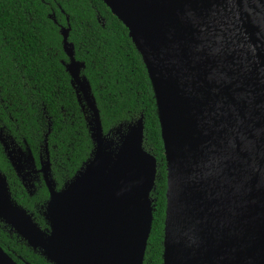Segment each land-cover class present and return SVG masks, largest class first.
<instances>
[{
  "label": "water",
  "instance_id": "water-1",
  "mask_svg": "<svg viewBox=\"0 0 264 264\" xmlns=\"http://www.w3.org/2000/svg\"><path fill=\"white\" fill-rule=\"evenodd\" d=\"M100 1L126 29L154 99L165 170L160 264H176L174 236L185 231L198 264H264V0ZM68 31L59 26L60 63L88 112L92 150L56 189L44 143V230L0 172V223L49 264H143L156 161L141 145L142 117L114 129L125 127L116 141L103 133ZM0 146L25 187L31 152L1 130ZM0 264L16 263L0 248Z\"/></svg>",
  "mask_w": 264,
  "mask_h": 264
},
{
  "label": "trees",
  "instance_id": "trees-1",
  "mask_svg": "<svg viewBox=\"0 0 264 264\" xmlns=\"http://www.w3.org/2000/svg\"><path fill=\"white\" fill-rule=\"evenodd\" d=\"M67 18V21L65 20ZM69 31L80 75L88 81L103 133L142 117V148L156 161L152 223L143 264L161 263L165 170L154 99L144 66L126 29L100 0H0V130L34 160L46 144L59 189L92 150L86 120L60 62L59 26ZM0 172L11 198L32 214L45 202L43 185L28 197L0 146ZM0 247L16 264H47L0 224Z\"/></svg>",
  "mask_w": 264,
  "mask_h": 264
},
{
  "label": "flooded vegetation",
  "instance_id": "flooded-vegetation-1",
  "mask_svg": "<svg viewBox=\"0 0 264 264\" xmlns=\"http://www.w3.org/2000/svg\"><path fill=\"white\" fill-rule=\"evenodd\" d=\"M33 157V156H32ZM39 157L40 158H42V159H44V154L43 155H39L38 157H37V160L35 161L34 160V158H33V160H34V164H35V169H34V172H32V170L29 172V171H26V172H28L29 173V176H27V178H28V180L27 181H25L24 182V184H25V187L23 186V184L21 183V181L16 177V175H15V173H14V175H15V177L18 179V182H19V184H20V186L22 187V189L24 190V192H25V194L30 198V197H32V196H34L35 195V193H36V191L38 190V188L41 186V185H43V187L45 188V190H46V192H47V189H46V187H45V185H44V182H43V180H42V175H41V173L40 172H38V169H39V163H38V161H39ZM9 164V163H8ZM10 166V165H9ZM11 168V167H10ZM13 171V170H12ZM3 175V174H2ZM49 175H50V177H51V179L53 180V178H52V176H51V172H50V163H49ZM5 178V177H4ZM6 181V180H5ZM53 182H54V180H53ZM32 184V185H31ZM54 184H55V182H54ZM8 186V185H7ZM55 188H56V185H55ZM57 189V188H56ZM10 193V192H9ZM11 196V195H10ZM47 199H48V192H47V198H46V200H45V202L47 201ZM45 202L39 207V209L37 210V213H38V215L40 216V218H41V220H42V222H43V227L41 228L35 221H34V218L32 217V214L31 213H29V214H31V217H32V219H33V221L37 224V226L41 229V230H44V229H46V223H45V221H44V219H43V216H42V212H43V209H44V204H45ZM19 205V204H18ZM23 208V207H22ZM1 225H2V227H3V229H5V231H6V233L8 234V235H13L14 237H15V239H18L23 245H24V242H22L19 238H17L12 232H9V229H8V227L7 226H4L2 223H0ZM25 246V245H24ZM26 247V246H25ZM1 248V247H0ZM27 248V247H26ZM2 249V248H1ZM3 250V249H2ZM4 251V250H3ZM31 251V250H30ZM5 252V251H4ZM32 252V251H31ZM6 253V252H5ZM32 253H34V252H32ZM7 254V253H6ZM35 255H37L38 257H40L41 259H43V257H41L39 254H37V253H34ZM43 261L45 262V263H47L44 259H43ZM47 264H49V263H47Z\"/></svg>",
  "mask_w": 264,
  "mask_h": 264
},
{
  "label": "bare ground",
  "instance_id": "bare-ground-1",
  "mask_svg": "<svg viewBox=\"0 0 264 264\" xmlns=\"http://www.w3.org/2000/svg\"><path fill=\"white\" fill-rule=\"evenodd\" d=\"M181 207L184 208V206ZM192 222L193 221L189 219V225H191ZM187 249L188 251L186 252ZM195 250V242L189 231H185V233H175L172 252L175 261H177L176 264H198Z\"/></svg>",
  "mask_w": 264,
  "mask_h": 264
},
{
  "label": "rangeland",
  "instance_id": "rangeland-1",
  "mask_svg": "<svg viewBox=\"0 0 264 264\" xmlns=\"http://www.w3.org/2000/svg\"><path fill=\"white\" fill-rule=\"evenodd\" d=\"M115 130L112 131V133L108 136V138L112 139L113 141H116L118 139L119 134H123L125 131V127H120V130L117 133H114Z\"/></svg>",
  "mask_w": 264,
  "mask_h": 264
}]
</instances>
